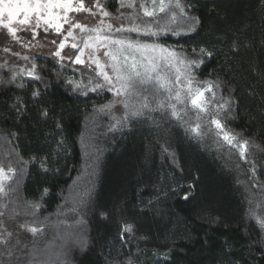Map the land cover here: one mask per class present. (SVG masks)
I'll return each mask as SVG.
<instances>
[{
    "label": "trees",
    "instance_id": "1",
    "mask_svg": "<svg viewBox=\"0 0 264 264\" xmlns=\"http://www.w3.org/2000/svg\"><path fill=\"white\" fill-rule=\"evenodd\" d=\"M101 3L113 16L118 13V0ZM181 3L191 4L200 18L199 39L184 36L178 42L175 36L161 35L157 42L177 49L197 44L213 49L207 71L194 72L200 80L220 83L218 100L233 97L226 126L249 141L247 161L216 135L210 115L198 119L190 104L179 121L165 108L145 110L121 125L122 102L110 111L100 109L124 97L107 90L86 95L69 91V79L97 78L89 67L68 59L60 63L34 49L9 48L20 56L4 52L0 59V163L5 169L11 163L16 172L0 194V239L7 240L0 243V264H58L48 253L61 252L62 264H127L129 259L132 264H264L257 250L264 231L255 219L264 217V0ZM173 11L176 27L183 20ZM98 22L95 18L88 26ZM74 35L80 42L82 34ZM234 38L238 55L230 52ZM67 54L74 57L76 50ZM33 64L42 80L27 76L25 70ZM157 71L168 79L175 74L166 67ZM14 73L19 75L9 83ZM143 87L155 91L152 84ZM37 90L40 96L33 98ZM139 99L131 96L129 103ZM149 99L153 108L160 101L174 103L163 90ZM43 111L48 117H42ZM197 123L199 136L190 131ZM33 157H47L49 170L43 171ZM189 185L193 187L184 200ZM102 209L111 211L107 223L99 218ZM36 222L44 231L35 237L20 227ZM125 223L132 233L120 232ZM81 239L87 242L86 253L74 243ZM34 246L41 250L35 259Z\"/></svg>",
    "mask_w": 264,
    "mask_h": 264
},
{
    "label": "snow or ice",
    "instance_id": "2",
    "mask_svg": "<svg viewBox=\"0 0 264 264\" xmlns=\"http://www.w3.org/2000/svg\"><path fill=\"white\" fill-rule=\"evenodd\" d=\"M89 3L90 7H86L85 0H0V34L5 38L11 37L22 47L31 49L32 41L38 36L43 38V34L51 33L47 38L49 43L55 46L51 55L56 58L57 62L62 63L68 59L73 64L89 67L97 77L96 79L90 78L87 82L69 79L66 81L70 86L69 91L86 95L89 91L107 90L118 98L124 97L123 101L110 102L100 109V111H110L115 103L122 102L125 112L117 119V123L123 125L132 117L143 115L145 110L155 111L165 108L168 109L173 119L179 121L183 118L182 112L183 115H187L190 104L198 119L200 114L210 115L209 123L215 127L216 135L230 147L236 148L240 158L247 161L249 141L239 139L226 126V121L232 113L233 97L221 96L218 100L216 90L220 88V83L207 79L200 80L194 72L195 69H200L201 73L207 71L209 65L206 61L214 59L213 49L197 44L196 47L185 50L182 45L180 49H177L157 42L161 35L175 36L178 42L179 38L184 36L192 40L199 39V29L202 24L200 18L192 13V5H185L181 3V0H139V2L138 0H118V13L113 16L106 10L101 0H89ZM123 9L131 11L125 13L121 11ZM173 9L178 10V15L183 20V23L176 27H172L177 20V13ZM73 12H87L95 16L99 22L96 26L89 27L87 24L74 20L70 15ZM169 12H172L170 16ZM161 13L164 14L163 17L159 16ZM110 19L121 21V23L119 26H114L109 22ZM161 21L165 22L161 23ZM77 29L82 34L80 42H77V36L74 35ZM21 31L30 33L26 44L18 35ZM53 36L55 38H52ZM143 38H147L151 43ZM69 40H71L70 44ZM69 46L76 50L74 57L68 56L64 51ZM239 48V42L234 38L230 46L232 55H238ZM4 51L20 56V53L12 52L9 48H5ZM100 52L103 57L107 58L106 60H101L98 55ZM86 55L87 59H85ZM22 58L29 59L28 56ZM160 67L174 69V76L171 79L162 77L157 71ZM106 69H111L112 74L110 75ZM25 71L31 80H42L36 72L35 64ZM153 73L156 75L153 76ZM17 75L19 74L14 73L8 82H14ZM148 84H152L155 91L143 87ZM17 86L23 87L22 84ZM160 90L167 92L169 101H174V103L170 102L165 105L163 101H160L153 108L149 96L155 98ZM32 95L33 98H37L40 92L33 91ZM131 96H138L141 99L130 104ZM136 103L139 107H136ZM177 105H184V108L178 109ZM212 105H215V108ZM13 107L18 113L22 111L20 105H13ZM221 113H223V118H221ZM41 115L48 117L49 114L43 111ZM55 126L62 127L59 123ZM190 131L196 136L201 135V125L195 124ZM62 146L63 141L58 144V147ZM32 162L38 163L45 172L49 170L47 157H33ZM15 172L16 169L11 166V163L7 169L0 163V194L5 192V181ZM192 187L189 185V193L183 196L184 200L189 199ZM46 193L47 189H45ZM28 214L25 213V215ZM98 214L102 223H107L111 218L109 209L99 210ZM255 219L258 227L264 231V217L256 216ZM20 227L34 237L44 231L41 222L23 223ZM133 231V227L127 223L120 230L124 234H130ZM2 235L3 233H0V236ZM120 238L125 237L121 235ZM6 242V238L0 239V243ZM74 243L81 253H86L88 249L86 241L81 239ZM257 243L260 245L257 250L264 257V238L258 240ZM225 246L230 247L227 244ZM39 251L41 250L34 246L31 252L34 259ZM48 254L55 255L58 264H62L59 262V256L64 253ZM127 264H132L131 259Z\"/></svg>",
    "mask_w": 264,
    "mask_h": 264
},
{
    "label": "rangeland",
    "instance_id": "3",
    "mask_svg": "<svg viewBox=\"0 0 264 264\" xmlns=\"http://www.w3.org/2000/svg\"><path fill=\"white\" fill-rule=\"evenodd\" d=\"M85 5L86 7L91 6L89 3V0H85ZM70 15L73 17L74 20H77L78 22L87 24V25L89 24L92 25V23H94V19L96 18L95 16H91L87 12H79V13L73 12V13H70ZM65 27H67V25H65ZM75 31L78 32L79 30L77 29ZM18 35L22 38L23 43L25 44L28 43V39L30 37L29 32L21 31L18 33ZM49 35H51V33L43 34V38L41 36H38L36 40L32 41L31 49L51 55V51L55 46L49 43V40L47 38ZM52 38H55V37L53 36ZM70 43H71V40H69V44ZM12 47L27 49V47H22L21 44L16 43L11 37L5 38L4 35L0 34V59H1L2 54L5 52L4 49L12 48ZM70 49L71 47L69 46V47H66L64 51L67 53L68 50Z\"/></svg>",
    "mask_w": 264,
    "mask_h": 264
}]
</instances>
